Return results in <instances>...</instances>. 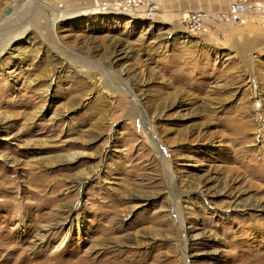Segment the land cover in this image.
Segmentation results:
<instances>
[{"label": "rangeland", "instance_id": "1", "mask_svg": "<svg viewBox=\"0 0 264 264\" xmlns=\"http://www.w3.org/2000/svg\"><path fill=\"white\" fill-rule=\"evenodd\" d=\"M186 12L0 0V264H264V25Z\"/></svg>", "mask_w": 264, "mask_h": 264}, {"label": "built area", "instance_id": "2", "mask_svg": "<svg viewBox=\"0 0 264 264\" xmlns=\"http://www.w3.org/2000/svg\"><path fill=\"white\" fill-rule=\"evenodd\" d=\"M128 1H118L116 6ZM148 16L153 15L154 5L147 4L144 9ZM254 20L264 25V0H228L225 9L216 11H188L182 14L183 25L191 32L205 30L209 22L242 23Z\"/></svg>", "mask_w": 264, "mask_h": 264}, {"label": "crops", "instance_id": "3", "mask_svg": "<svg viewBox=\"0 0 264 264\" xmlns=\"http://www.w3.org/2000/svg\"><path fill=\"white\" fill-rule=\"evenodd\" d=\"M160 8L174 13L186 11H216L225 9L228 0H154ZM162 1V4L159 3Z\"/></svg>", "mask_w": 264, "mask_h": 264}, {"label": "bare ground", "instance_id": "4", "mask_svg": "<svg viewBox=\"0 0 264 264\" xmlns=\"http://www.w3.org/2000/svg\"><path fill=\"white\" fill-rule=\"evenodd\" d=\"M95 8H96V6L90 8V9L88 10V12L94 11V13H96V12H97V9H95ZM59 249H60V246H57L56 249H55V251L57 252V250H59Z\"/></svg>", "mask_w": 264, "mask_h": 264}]
</instances>
